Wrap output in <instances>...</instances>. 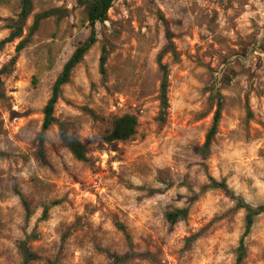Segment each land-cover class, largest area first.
<instances>
[{"label": "rangeland", "instance_id": "1", "mask_svg": "<svg viewBox=\"0 0 264 264\" xmlns=\"http://www.w3.org/2000/svg\"><path fill=\"white\" fill-rule=\"evenodd\" d=\"M54 8L69 14L44 20L12 73L0 76V264H21L18 243L33 233L41 257L33 264H111L106 252H133L126 264H235L245 211L206 186L224 181L245 203L264 206V0H116L55 107L88 163L73 158L58 126L46 133V161L37 155L52 87L91 35L78 0H35L28 26ZM18 13V0H0V42ZM18 42L0 51V71ZM160 64L169 72L163 125ZM217 94L222 117L204 160L196 148ZM126 113L138 115L137 135L105 144ZM183 208L187 219L171 226L166 214ZM245 246L242 264H264V213Z\"/></svg>", "mask_w": 264, "mask_h": 264}, {"label": "trees", "instance_id": "2", "mask_svg": "<svg viewBox=\"0 0 264 264\" xmlns=\"http://www.w3.org/2000/svg\"><path fill=\"white\" fill-rule=\"evenodd\" d=\"M19 1V13L15 18L7 20L6 29L9 31L7 38L0 42V51L8 44H12L19 41L16 49L15 56L11 61L3 66L0 71L1 75L12 73L19 55L26 49L28 45L32 43L34 35L40 28L41 23L44 20L50 18L62 19L67 17L69 11L62 8H54L42 13L36 14L33 17V23L28 26V22L34 13V1L35 0H18ZM116 0H78L81 7H85L87 10V19L91 28V35L89 39L78 45L73 55L65 64L61 74L57 77L51 91L50 99L43 109V125L42 133L39 136V150L38 157L42 162L46 160L45 143L47 142L46 133L52 126H58L60 130V140L65 145L67 150L73 156V158L81 163H88L90 158L88 156V150L86 146L77 138L68 135L67 126L64 123H60L55 116V107L62 96L63 87L71 83L74 70L80 65L90 49L97 43L96 26L98 24H104L108 21V13L113 7ZM168 34V40H169ZM103 55L100 60V71L103 77H106L107 72L105 65L107 62V51L105 48L102 50ZM161 65V64H160ZM162 69V81L159 89V103L160 111L157 121L163 125L168 118V112L170 109L168 90H169V72L167 66H160ZM3 83L0 80V91ZM215 98L218 100L217 110L214 114L213 122L208 131L205 139V143L202 147L196 148V152L202 156L204 160H207L211 153V147L218 134L219 124L221 121V109H222V96L217 94ZM139 127V117L134 113H126L120 117H115L112 123L111 130L104 137V143L107 145H114L117 142H126L131 140L137 135ZM206 189H218L222 190L233 202H236V209L245 211V230L239 241L237 249V258L235 264H242L246 258L247 250L245 246V240L251 233V230L255 224L256 218L264 213V206L253 207L244 202L242 198L235 196V194L229 189L226 182H218L214 178H210V184L206 186ZM26 204V208H27ZM189 214L188 208L176 209L171 213L166 214V220L171 226H175L180 221L187 219ZM48 215V208L44 212L43 218ZM117 229L123 233L129 247H132L131 236L128 234L126 227L120 222H116ZM38 239L37 234L33 233L28 235L24 240L18 243V251L21 256V264H33L41 260V257L31 246V242ZM111 260V264H126L132 257H135L133 252L126 255H117L110 252H106Z\"/></svg>", "mask_w": 264, "mask_h": 264}]
</instances>
